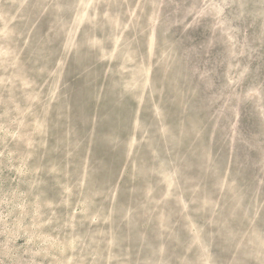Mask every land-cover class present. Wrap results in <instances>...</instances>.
<instances>
[{
  "label": "rangeland",
  "instance_id": "rangeland-1",
  "mask_svg": "<svg viewBox=\"0 0 264 264\" xmlns=\"http://www.w3.org/2000/svg\"><path fill=\"white\" fill-rule=\"evenodd\" d=\"M260 49L264 0H0V264H264Z\"/></svg>",
  "mask_w": 264,
  "mask_h": 264
},
{
  "label": "trees",
  "instance_id": "trees-1",
  "mask_svg": "<svg viewBox=\"0 0 264 264\" xmlns=\"http://www.w3.org/2000/svg\"><path fill=\"white\" fill-rule=\"evenodd\" d=\"M260 60L261 62L264 61V49H260ZM229 62L228 61H223V63H221V61H213L210 63H207L206 61L202 60L201 62V67L204 68L205 66L208 67L211 71V75L214 78V82H215V91L220 92V91H225V87L223 86V81H221L219 79V77L221 75H223V73L227 70V66H228ZM251 68L252 71L254 72L253 76L254 79L253 80H260L264 78V72L262 71L261 74V69H259L260 67V63L258 61H251ZM261 68V67H260ZM258 73V75H257ZM227 90V89H226ZM215 109L218 108L217 105H215L214 107ZM248 136L250 135L249 131H244ZM260 166V165H259ZM260 168H262V166H260Z\"/></svg>",
  "mask_w": 264,
  "mask_h": 264
}]
</instances>
